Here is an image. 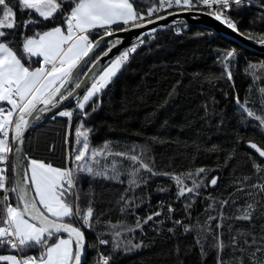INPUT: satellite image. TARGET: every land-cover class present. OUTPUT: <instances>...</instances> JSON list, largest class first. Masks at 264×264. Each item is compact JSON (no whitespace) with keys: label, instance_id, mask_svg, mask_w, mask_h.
<instances>
[{"label":"trees","instance_id":"1","mask_svg":"<svg viewBox=\"0 0 264 264\" xmlns=\"http://www.w3.org/2000/svg\"><path fill=\"white\" fill-rule=\"evenodd\" d=\"M158 4L159 0H135L134 6L145 16L148 8ZM71 6L66 3L52 21L33 13L39 23L27 29L23 21L29 13L17 10L20 27L9 30L7 39L26 66L35 68L40 60L29 59L22 52L24 36L64 27V14ZM224 15L245 36L257 40L264 36V0L241 3L224 10ZM127 26L112 27L116 31ZM103 34L98 29L90 38L95 41ZM111 46L102 44L93 60ZM233 50L235 56L227 61L226 69L225 55ZM229 70L231 80L226 76ZM261 89L264 52L200 26L190 25L180 32L170 28L145 39L101 94L97 110L85 109L90 115L83 126L90 130L91 145L106 147L111 153L91 166L102 175L77 170L75 130L81 120L75 115L71 126L68 118L58 115L37 125L25 141L26 163L32 158L72 168L73 192L79 200L70 198L69 203H78L81 213L93 208L91 228L75 217L67 221L85 233L83 264H96L99 253L107 256L110 264H218V257L222 264H252L253 260L264 264V251H257L258 247L264 249V158L247 145L254 141L264 149V127L240 107L244 104L264 118ZM74 108L75 102L68 110ZM131 155L139 156L157 175L140 169L133 176L140 165L127 159ZM13 166L11 153L10 187L15 183ZM200 168L205 172L198 174ZM117 175L118 179L105 178ZM175 176L189 188L193 181L200 187L180 196ZM212 178L217 179L215 186L210 184ZM9 202L17 203L14 193L9 194ZM155 212L161 215L144 223ZM246 212L251 213L250 220L237 219ZM185 227L190 231L185 232ZM100 240L108 243L100 244ZM136 244L142 246L134 248ZM41 251L40 247L23 252L0 248V254L22 256H39Z\"/></svg>","mask_w":264,"mask_h":264},{"label":"snow or ice","instance_id":"2","mask_svg":"<svg viewBox=\"0 0 264 264\" xmlns=\"http://www.w3.org/2000/svg\"><path fill=\"white\" fill-rule=\"evenodd\" d=\"M69 2L72 6L70 12L64 14V27L55 26L42 33L36 32L32 36H24L22 52L26 57L42 58L39 61V67L26 66L13 47H10L11 41L7 39L10 35L9 30L20 27L16 20L17 10L21 13H29V18L23 21V28L27 29L30 25L39 23V19L32 16L33 13L44 21H52L57 13H62L64 5ZM233 2L239 6L242 0H233ZM134 4L135 0H0V38H2L0 39V102H6L10 106L0 107V164L7 165L9 154L13 152L10 133H12L13 143L22 144L25 131L30 125L29 117H33L34 113L49 112L64 102L74 99V109L61 110L56 115L68 118L70 126L74 115L81 120V124L75 130L76 144L79 145L74 157L77 170L92 175H102V173L94 172L87 161H95L97 156L111 155V153L107 152L106 147L104 149L90 147V130L83 126V121L90 112L85 109L90 108L92 112L97 110L100 106L101 94L122 71L143 40H138L104 66H101L100 57L93 60L90 54L100 47L104 37L113 35V25L144 27V23L138 21H144L145 16ZM174 5L183 11H191L198 5L209 9L219 5L221 10L209 11L208 15L214 16L216 20L238 32L236 24L224 16V10L231 7L230 0H159V6L148 8L147 15L151 16L155 12L172 8ZM156 19H164V17L157 16ZM153 22L151 19L146 21L148 24ZM98 29H102L104 34L94 41L90 38V34ZM152 31L155 32L156 29ZM21 35L24 33L21 32ZM247 38L252 39L250 34ZM257 42L264 45V36ZM119 43V39L114 41L103 56L107 57L112 48ZM234 56V50L226 53V69L227 61ZM88 63H91L93 67L82 73L80 70L82 64ZM226 76L231 80L232 72L227 71ZM77 90H81L83 95L81 96ZM261 92H264V89H261ZM240 107L242 111L247 112L248 117L254 118L264 127V118L256 116L253 111L245 108L244 104H240ZM34 118L39 120L40 116L36 115ZM55 118L54 115L53 119ZM250 147L264 158V149L259 148L255 143H251ZM16 151L19 152L20 148L17 147ZM127 159L133 162L139 161L140 167L132 173L133 176L140 169L157 175L153 173L149 164L140 160L139 156L131 155L127 156ZM19 163L22 164L23 161ZM254 167L257 171L261 170L259 165ZM13 171L17 172L20 178L9 187L7 166L0 167V192H3V196L0 197V248L23 252L25 249L40 247L42 251L39 256L0 254V264H82L86 249L85 233L81 227L67 221L75 217L82 221L84 226L91 228L94 212L90 206L86 212L81 213L78 203H69L70 198L74 201L79 200V195L73 192L75 187L73 169L54 167L52 163L28 158L25 167L17 164L13 166ZM203 172H205L203 168L198 170V174ZM105 178L118 179L119 177L117 175ZM172 178L179 188L180 196L195 192L200 187L195 181L192 188L187 187L180 176ZM130 183L135 184V180ZM210 184L215 186L217 179L212 178ZM261 187L264 188V185ZM9 193L15 194L17 201L15 206L9 202ZM227 203L228 201L223 202V204ZM160 215V212H155L148 216L144 223ZM251 218V213L248 212L237 217L242 220ZM175 223L182 224L181 221H175ZM137 227L140 225L137 224ZM184 230L190 231L187 227ZM116 235L119 236L120 233ZM53 239L54 242L50 243L49 241ZM99 243L107 244L108 241L100 240ZM253 243H255L254 238ZM141 246L136 244L133 247L138 249ZM220 248H223L222 244ZM257 251H264V249L258 247ZM254 256L255 253H253ZM100 264H110L109 258L101 256ZM218 264H222L219 257ZM252 264H259V262L253 260Z\"/></svg>","mask_w":264,"mask_h":264},{"label":"water","instance_id":"3","mask_svg":"<svg viewBox=\"0 0 264 264\" xmlns=\"http://www.w3.org/2000/svg\"><path fill=\"white\" fill-rule=\"evenodd\" d=\"M164 19H152L154 22L151 24H148L146 22L144 23L143 28H131L130 25L125 27L128 30L127 31H122L116 30L113 31V35L110 37H104V40L101 42L102 44L105 43H113L117 39H119L120 43L116 45V47L112 48V51L108 54L107 57L103 56V54L100 56L101 58V66L106 65L111 59H114L117 55H119L122 51L127 49L128 47L132 46L133 44L137 43L138 40H145L149 37H152L156 33L167 30L170 28H174L176 26H183V25H196L203 27L205 29H208L209 31L222 36L224 38H227L229 40L235 41L249 49L258 51V52H264V45H261L258 43L257 39H248L247 36L244 34L241 35V33L238 31H233L232 29L228 28L226 24L222 23L221 21H218L214 18V16L208 15V11L205 10H199V9H192L191 11H176L172 12V15L166 14L163 15ZM124 29V28H123ZM152 29H156L155 32L152 31ZM103 36V35H102ZM101 37V36H100ZM98 39V38H97ZM100 45V46H101ZM99 49L96 48L94 50V53L90 54L91 59L94 58L97 50ZM107 52V51H106ZM88 59V58H86ZM93 65L91 63H88L87 65L81 66V72H87L90 68H92ZM99 71V69H97ZM83 75H81V79H83ZM80 95H83V92L81 90H77ZM74 99H70L66 102H64L62 105H60L58 108H53L51 111L46 112V113H34L33 117H29L30 125L29 128L25 131L24 134V141L22 144H16L13 143V162L14 165L19 164L20 167H25L27 165L26 163V158H25V152H24V146H25V141L28 136V134L40 123H42L44 120L51 118L52 116L56 115L58 111L68 109L72 103H74ZM42 107V106H41ZM36 115L40 116V119L37 120L34 117ZM251 143H255L259 148L263 149L258 143L254 141L248 142V147L254 151L256 154L255 149H252L250 147ZM19 147L20 151L17 152L16 148ZM259 155V154H258ZM23 161L22 164H20V161ZM20 177L17 175V172H14V179L15 182L19 179ZM76 226V225H74ZM83 231V230H82ZM66 235V234H64ZM86 243V239H85ZM86 251H87V246L85 249L84 256L82 257V264L84 263L85 257H86Z\"/></svg>","mask_w":264,"mask_h":264},{"label":"built area","instance_id":"4","mask_svg":"<svg viewBox=\"0 0 264 264\" xmlns=\"http://www.w3.org/2000/svg\"><path fill=\"white\" fill-rule=\"evenodd\" d=\"M255 2H257V0H242V3L253 4ZM230 4H231V7L237 6V5L234 4L233 0H230ZM158 6H159V4L156 7H158ZM200 8H204V9H207V10H210V11H213V10L219 11V10H221L219 5H214L213 9H209L206 6H203V5H198L197 7L193 8V9H200ZM176 11H182V9L174 5L172 8H165V9H162L161 11H159V12H155L151 16L145 15V20L144 21L156 18L157 16H163V15L168 14V13L176 12ZM67 13H69V12H67ZM225 17H227L228 19L233 21L230 17H228V16H225ZM189 26L190 25H185V26H178V27H175V28H176L177 31L180 32V31H182V29H184V28L187 29ZM11 135H12V133H10V143L12 144ZM10 154H9V158H10ZM1 165L4 166V167L7 166V169H9V160L7 162V165H4V164H1ZM7 175H8V172H7ZM9 187H10V183H9ZM101 256H105V255H103L102 253H99L97 261H96V264H100ZM105 257H107V256H105Z\"/></svg>","mask_w":264,"mask_h":264},{"label":"rangeland","instance_id":"5","mask_svg":"<svg viewBox=\"0 0 264 264\" xmlns=\"http://www.w3.org/2000/svg\"><path fill=\"white\" fill-rule=\"evenodd\" d=\"M128 48H129V47H128ZM125 50H126V49H125ZM89 143H90V147H91V148H94V147L91 145L90 140H89ZM78 147H79V146H78ZM94 149H96V148H94ZM103 156H105V155L97 156L95 161H91V160H89V161H87V163H88L90 166H93V163H94V162H96V163L101 162V158H102ZM0 167H4V166H1V165H0ZM54 167H55V166H54ZM93 167H94V166H93ZM184 185H186L187 187H189L188 184H185V183H184ZM6 254H15V253H13V252H9V253H6ZM18 255H19V254H18Z\"/></svg>","mask_w":264,"mask_h":264},{"label":"crops","instance_id":"6","mask_svg":"<svg viewBox=\"0 0 264 264\" xmlns=\"http://www.w3.org/2000/svg\"><path fill=\"white\" fill-rule=\"evenodd\" d=\"M114 26V25H113ZM35 58H37V59H39V60H41L42 58H40V57H35ZM23 62V61H22ZM40 66V65H39ZM39 66H37V67H39ZM1 104H4L2 107H5V108H8V107H10L9 105H7L6 104V102H0ZM13 206H15V205H13Z\"/></svg>","mask_w":264,"mask_h":264}]
</instances>
